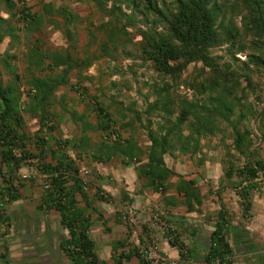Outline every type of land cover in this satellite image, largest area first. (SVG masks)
Here are the masks:
<instances>
[{
  "label": "trees",
  "instance_id": "1",
  "mask_svg": "<svg viewBox=\"0 0 264 264\" xmlns=\"http://www.w3.org/2000/svg\"><path fill=\"white\" fill-rule=\"evenodd\" d=\"M71 1L90 5L107 19L96 27V31L107 37V41L100 45L98 56L75 59L68 50L76 49V32H73L76 26L71 22L78 21L79 17L67 7L55 11L51 5H46L42 12L36 13L32 12L24 0H0L3 5L1 11L8 16L4 18L0 11V44L5 37H9L13 46L21 39L18 32L22 30L28 38V34L41 31L46 16L54 15L63 19L64 32L69 42L66 50L53 54L42 53L36 44L31 47L27 59L29 68L35 66L44 71L63 67V70L54 77L30 75L26 80L29 85L26 91L29 103L26 107L21 102L20 83L23 77L16 73L12 65L16 56L9 51L0 56V66L12 77V82L8 85H0V238L6 233L1 232L2 228L10 227L6 205L20 199L19 189L23 187L24 181L18 176V172L32 165L40 176L47 177L45 183L48 188L44 189L42 186L40 209L57 212L60 226L67 231V237L61 242V249L72 264H126L133 257L138 259L139 264H150L139 247L130 248L123 240L113 245L111 263L98 257L95 243L89 234L92 223L86 216L85 209L78 207L75 198L78 193L86 206H91L85 191L87 183L80 177L78 166L67 155L57 154L54 147H47V141L40 134L30 138L24 132V114L37 118L40 126L38 132L47 126L48 117L56 118V115L51 116L49 112L54 92L59 86L68 85L67 77L71 70L89 68L97 58L110 56L112 48L117 50L118 44H125L122 41L124 39L126 42L135 43L139 59L150 64L152 70L161 77L162 86L153 88L152 94L155 98L153 102L147 101L143 114L128 108V112L134 113V120L124 122L119 127L114 113L98 97L88 95L85 87L71 86L83 101L92 105L91 110L97 117L96 126L93 128L86 124V128L89 126L104 134L99 144V152H94L93 158L106 162L118 156L123 164H130L141 162V157L145 154L146 163L141 166V170L148 186L162 194L172 186L182 196V204L186 206L187 212H199L202 202L195 182L183 180L180 175L168 169L164 157L175 150L189 157L195 156L201 151L200 140L214 136L220 131V125L225 123L230 128L234 150L248 158L241 168L229 165L223 170V180L232 183L241 201L242 215L246 217L251 208V193L258 190L260 176L264 178V159H253L255 152L251 132L241 130L240 126L252 116L264 129V110L254 113L251 106L236 110L240 103L234 95L240 78L244 79L249 89L252 88L249 75L251 67L264 73V0ZM168 1L170 6H167ZM237 17H241V29L235 24ZM46 21L58 27L55 20ZM16 23L22 27L15 26ZM143 23L150 26L143 30L139 27ZM160 27L163 30H158ZM89 35L94 37L90 31ZM223 44L229 45L228 51L232 53L231 59L234 62L240 61L235 58L233 51L251 52L245 54V62H240L241 74H237L232 64H220L212 56L213 49ZM192 64L201 65L202 72L208 71L209 76L202 81L183 82L198 96V99L187 100L180 98L175 93V88L182 84V76ZM77 88L82 90L78 91ZM142 115L146 116L145 130L149 142L146 152L139 147L134 135H128L127 139L121 137L124 128L132 127L135 122L141 123ZM72 116L76 117L75 114ZM153 116L162 121L156 124L155 130L152 129ZM126 117L121 115L125 120ZM83 118L79 117L80 120ZM119 122L121 123V119ZM263 136L264 134L261 135ZM63 143L70 144L69 141H61L56 142L55 147L60 148ZM83 146L86 144H82ZM48 157L52 162L47 161ZM249 158L252 160L249 161ZM172 177L177 178L175 184H169ZM234 178L237 184L235 180L232 181ZM100 194L97 190L98 199L104 201ZM163 202L176 205L169 198ZM224 211L221 208L214 230L210 233L204 264L232 263V249L226 235L228 217ZM167 233L171 238L169 243L178 249L180 258L189 260L190 252L179 241L180 238L169 229Z\"/></svg>",
  "mask_w": 264,
  "mask_h": 264
},
{
  "label": "crops",
  "instance_id": "2",
  "mask_svg": "<svg viewBox=\"0 0 264 264\" xmlns=\"http://www.w3.org/2000/svg\"><path fill=\"white\" fill-rule=\"evenodd\" d=\"M65 1H68V3L75 2L71 0H41L36 4L35 0H25V3L29 6L33 5L32 8H29L33 10L32 12L36 13L42 12L46 5H51L55 11L67 7L74 14L68 6L64 5L63 2ZM84 6L96 10L90 5ZM1 15L4 18L8 17L2 11ZM78 17V21L73 20L71 22L72 25L76 26V30H73V32H76V49L71 51L69 48L68 50L72 52L75 59H84L78 57L79 53L76 52L80 46L77 29L82 23L80 16ZM46 19L55 20L58 23V27H55L53 23L50 24ZM63 23V19L57 15L46 16L41 31L28 34V38L25 37L23 30L18 32L21 39L17 43H14L13 46L9 37L4 38V40L6 38L8 39L7 48L2 52L0 51V56L4 55L7 51L16 56V60L12 62V65L16 69V73L23 77L20 83V91L22 92L21 102L24 107L29 103L28 95H26L29 85L26 80L30 75L46 78L54 77L62 73L63 67L45 69L44 71L40 67L32 66L29 68L27 59L31 47L35 44L40 47V51L44 54H53L64 49L66 50L69 42L64 32ZM85 23L86 28L92 27V21L87 20ZM15 26H19V24L16 23ZM47 31L49 33L52 31L53 36L57 34L55 38L60 35V32L65 38V46L58 47L57 44L52 45L54 42L51 36L52 33H50L49 37V33H46ZM90 38L92 39V37ZM26 41L28 42L29 48L22 52L19 57L20 53L17 50ZM89 41L87 47L92 45L91 40ZM50 42L51 46L49 47L48 43ZM94 56H87L85 58H93ZM19 61L23 65L22 68L18 65ZM84 69L71 70L67 77L68 85L59 86L54 92L49 112L52 114L51 116L56 115V118L48 117L47 126L38 132L40 126L37 118L31 117L29 114H24V132L30 138H33L37 133L40 134L47 141V147H54L53 149L57 150V154L67 155L78 166L80 177L87 183L85 191L91 206L88 208L78 193L75 194V198L78 207L85 209V214L92 223L89 234L95 243V251L98 257L102 261L111 263L114 253L112 247L115 242L123 240L128 243L126 240L131 232L129 233V229L125 228L119 222L121 216L125 218L130 213H134L135 215L138 214V217L146 218V221H149L146 210L151 207H156L164 212L165 215L161 221H164L163 223L167 228L165 230L164 225H159L158 228L150 229L151 231H149L148 226H143V229L147 231V234L144 233L143 235L147 241L151 242L152 237L157 238L161 252L175 260L177 264H204V255L209 246L210 233L214 230V224L217 221L218 214L221 208H223L228 217L226 235L227 241L232 249L231 264H264V215L263 217H259L260 215L254 212L253 202L251 203V201V208L246 217L242 214H232L223 200H219L220 194L218 192H210L208 185L202 186L203 179H201V174L198 172H204L206 164L199 166L196 164L198 162H193L194 158L190 157L189 164L183 166L180 161H177L172 167L171 165H167L165 160L166 156L164 157L168 169L180 175L183 180L195 182L202 205L198 209L200 210L199 212L189 213L187 212L186 206L182 204V196H179L172 186L168 187V191L164 194L155 192L148 186L141 170V166L146 163L145 154L142 155L141 162H132L130 164H123L121 158L118 156L112 157L106 162H99L93 158V155L99 152V144H101L104 134L93 129L97 124V117L91 110L92 105L88 101H83L81 96L71 88V86H80L78 81ZM10 82H12V77L4 67L0 66V85L6 86ZM72 114H75L76 117L72 116ZM80 116L84 117L83 120L79 119ZM114 119L117 122L120 121L116 117ZM121 122L128 121L122 119ZM86 124L91 125L93 128L89 126L86 128ZM52 127L54 129H51ZM127 128L121 131V137L123 139H127L128 135L131 134L126 131ZM28 132H31V134ZM110 137L113 138V136ZM61 141H69L70 144L66 145L63 143V146L61 145L57 149L55 144ZM136 141L142 151L146 152L147 148H144V144L137 140V138ZM82 144H86V146L82 147ZM47 161L52 162L50 157H48ZM32 168L36 171L35 167ZM82 171H88L89 173L86 180L81 175ZM217 179L218 188L221 187L219 189L220 191L232 186L231 182L229 183L223 180V169L222 177L220 175ZM176 182V177H172L169 180V184H175ZM97 190L101 192L100 195L103 196L104 201L103 199H98L96 195ZM19 194L20 199L18 201L6 205V214L9 218L11 230H3L6 233L0 238V243L8 240V244L5 243L6 248H1L2 245L0 244V264H72L61 249V242L67 237V231L60 226L57 212L54 210L43 211L40 209L42 204V191L40 188H37L34 182L30 184L25 183L19 189ZM215 194L217 195L216 199H214ZM167 198L173 199L176 205H171L170 203L165 204L163 201ZM210 202L214 205H210ZM114 206L116 207L115 213L112 212ZM251 210L253 211L250 212ZM15 224L18 225L15 226ZM20 226L23 227L20 228ZM168 229L173 231L180 238H178L179 241L187 247L190 252L189 260L184 261V259H181L178 249L169 243L170 237L167 233ZM140 233L142 232L139 231ZM96 234H99L100 240H102L103 249L109 252L106 259L100 256V248L97 244ZM141 237L142 235H138L137 240ZM147 241L142 238L139 240V245L144 246L149 244ZM129 245L130 248L138 247L134 244ZM125 250L127 251L128 249L125 248ZM119 251L121 250L119 249ZM126 264H139V261L133 257Z\"/></svg>",
  "mask_w": 264,
  "mask_h": 264
},
{
  "label": "rangeland",
  "instance_id": "3",
  "mask_svg": "<svg viewBox=\"0 0 264 264\" xmlns=\"http://www.w3.org/2000/svg\"><path fill=\"white\" fill-rule=\"evenodd\" d=\"M35 1L36 4H38L41 0ZM63 3L64 5L68 6L72 10V12H74V14L80 16L82 20V23L78 26L77 29L80 39V46L78 51H76L77 53H79L78 57L85 58L87 56L92 57L94 55H99L100 45L102 42L107 41V37L104 33L96 31V27L105 22L107 19H104L102 15L96 10L89 9L84 5L75 2L68 3V1H65ZM170 5V2L168 1L167 6ZM28 7L32 8L33 5H28ZM1 10H3L2 4H0V11ZM87 20L92 21L94 27L92 26L86 28L85 21ZM143 24H139V27L143 30H146L150 26L149 24ZM235 24L238 28H242L241 17H237L235 19ZM19 26L22 27V25ZM158 30H163V28L160 27ZM89 31L92 32L95 36L92 39L89 36ZM46 33H49V31H47ZM50 33H52V31ZM56 33L58 32L56 31ZM59 34L60 35L57 38H55L57 34L54 36L53 33L51 34L52 38L54 39L52 45L57 44L58 47L65 46V38L60 32ZM7 40L8 39L6 38L0 45L1 52L7 48ZM89 40H91L92 45L87 47V44H89ZM122 41H124L125 44H118L117 50H114L112 48L110 56L97 58L92 62L91 67L84 69L81 72L79 82L80 87H85L87 89L88 95L98 97L100 101L112 113H114L117 120L121 119L122 121L123 118H121V115L124 114L127 116L125 121L130 122L131 120H134V113L128 112V108H130L131 110H135V112L137 113L143 114V112L146 110L147 103L153 102L155 98V96L152 94L153 88L156 86L161 87L162 80L161 77L152 70L149 63H144L139 59V53L136 50L135 43L126 42L125 39ZM135 41L137 40L135 39ZM48 44L50 47L51 42ZM228 46L229 45L227 44H223L222 46L213 49L212 56L215 57L220 64H232L237 74H241L242 71L239 67L242 66V64L240 62H245V54L251 52L249 50H247L246 53H236L235 51H233L235 53L233 54L235 58L240 61L234 62L231 59L232 53H229ZM28 48L29 45L26 41L24 45L18 48L19 50H17L20 53L19 57L21 56L22 52L28 50ZM18 65L20 68H22L23 66L20 61L18 62ZM201 68V65L193 64L187 68L184 75L182 76V84L180 83V85L175 88V93L179 95L180 98H185L187 100L198 99V96L197 94H195L194 90L190 89L183 82L202 81L203 78L208 77L209 72H202ZM249 75L252 80L251 89L247 87V83L243 78L239 79V86L235 88L236 92L234 97L236 96L238 98V102L240 103L238 106H236V110H242L243 107L246 108L248 106H251L254 113H260L262 110H264V73L251 67V72H249ZM81 90L82 89H78V91ZM257 103L260 105L258 106ZM151 120L153 121V130L157 128V123L162 122L161 119L155 116L151 117ZM122 123L123 122H118V127L121 126ZM145 125L146 116L142 115L141 123L135 122L134 125L132 127H128L126 131L134 135L137 140L144 144V148H147L149 142L147 131L145 130ZM240 128L241 130H249L251 132V138L254 141L253 150L255 152L253 159H264V136L261 137V135L264 134V129L259 125L257 119L249 116L245 121L242 122ZM28 133L31 134V132ZM232 140L233 138L230 128L225 123H222V125H220V131L217 132L214 136H208L207 138H202L200 140L201 151L193 156V162H198L196 164H198L199 166H203L206 164V169H204V172H198L199 174H201V179H203L202 186L208 185L210 192H218V194H220L219 200H223L224 204L229 208L232 214L239 215L243 212L240 205L241 201L236 195L233 186H229L227 189L220 191L219 189L221 187L218 188L217 179L220 177V175L222 177V169L224 170L225 167L232 165L235 168H241L248 160V158L240 155L234 150ZM191 158L188 155H183L179 151L175 150L166 155L165 160L168 166L171 165L173 167V164L177 163V161H180L183 166L185 164H189L188 162H190ZM251 160L252 159L249 158V161ZM32 167L33 166L24 167L19 171L18 176L21 178V180L24 181V184H30L31 182H34V185H36L37 188H40V190L42 191V178ZM81 175L86 180L89 176V173L88 171H82ZM234 180L235 184H237L238 182L235 178ZM258 181V190H255L251 193L250 201L251 203L253 202L252 205L254 207V212L258 213V215H260L259 217H263L264 178L260 176ZM206 192H208V190H206ZM210 194L212 195V193ZM216 198L217 195L215 194L214 199ZM210 205L214 204L211 203ZM115 206L113 208V211L111 208H109V210L113 213H115L116 210ZM160 211L162 210L156 207H151L146 210L149 221H146V218L138 217V214L135 215L134 213H130L131 215L129 214L125 218H120L119 222H121V224L125 228H128L129 233L131 232L132 234V236L131 234H129L130 236L126 240L128 244H134L135 246H138L140 250H143V252L151 246H156V252L168 259L166 264H169L170 262L177 264L175 260L169 258L161 252L159 241L157 238L155 239L152 237V240L150 242L147 241L145 236H143L144 233L147 234V231L143 229V226H148L149 231H151L150 229L159 227L160 224L157 222H153V220L151 219V215ZM252 211L253 210H251L250 212ZM216 213H218V211H216ZM160 222L163 223L164 221ZM17 225L18 224H15V226ZM22 227L23 226H20V228ZM166 228L167 226H165V230ZM3 230L11 229L10 227L7 228L5 226L2 228L1 232H3ZM139 231L142 232L140 233L142 237L137 240V236H141L139 234ZM142 238H144L145 241L149 242V244L144 246L139 245V240ZM96 239L98 247L100 248V256L106 259L109 255V252L103 249L102 240H100L99 234H96ZM5 243L8 244V240L0 243L2 245L1 248H6ZM101 247L103 250L101 249Z\"/></svg>",
  "mask_w": 264,
  "mask_h": 264
},
{
  "label": "built area",
  "instance_id": "4",
  "mask_svg": "<svg viewBox=\"0 0 264 264\" xmlns=\"http://www.w3.org/2000/svg\"><path fill=\"white\" fill-rule=\"evenodd\" d=\"M259 105L260 104H258V106ZM41 178H42V182H43V188L44 189L48 188V184L45 183V180L47 179V177L46 176H41ZM164 215H165L164 212L160 211L158 213L152 214L151 215V219L153 220V222H157L160 225H164V223L160 222L161 219L164 217ZM164 227H165V225H164ZM156 251H157L156 246H151L150 248H148L144 252H143V250H141V253L144 256V258L150 262V264H166L168 259H166L165 257L161 256ZM169 264H175V263L170 262Z\"/></svg>",
  "mask_w": 264,
  "mask_h": 264
}]
</instances>
